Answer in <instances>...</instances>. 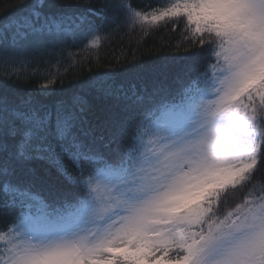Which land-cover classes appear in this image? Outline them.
Segmentation results:
<instances>
[{"label": "snow or ice", "instance_id": "snow-or-ice-1", "mask_svg": "<svg viewBox=\"0 0 264 264\" xmlns=\"http://www.w3.org/2000/svg\"><path fill=\"white\" fill-rule=\"evenodd\" d=\"M167 21L201 46L178 68L98 73L54 102L0 95V264H264V186L222 208L264 168V0H33L0 18V60Z\"/></svg>", "mask_w": 264, "mask_h": 264}, {"label": "trees", "instance_id": "trees-1", "mask_svg": "<svg viewBox=\"0 0 264 264\" xmlns=\"http://www.w3.org/2000/svg\"><path fill=\"white\" fill-rule=\"evenodd\" d=\"M167 1L123 0L133 9L142 12L163 6ZM25 2L32 3L33 0H0V18L12 13L15 6ZM52 2L80 8H98L113 0H45V3ZM100 35L102 39L99 47H92L90 39L83 36H67L60 42L48 44L22 63L6 64L0 60V95L7 94L17 100L31 95L54 102L67 98L76 90V85L98 73L123 72L139 65L153 67L167 64L169 68H178L188 63L184 58L193 57L194 53L201 50L199 44L189 43L183 24H174L172 21L161 22L148 30L139 25L129 27L108 24ZM193 63L206 67L208 62L194 57ZM53 80L55 83L50 84V89L55 90V95L41 97L42 91H48L42 85ZM148 87L151 88L150 81ZM261 186H264V168L258 165L250 182L225 193L227 203L222 208L235 206L249 192L255 195ZM34 191L43 196L49 195L40 185H36ZM10 222L11 216L0 213V229L6 228Z\"/></svg>", "mask_w": 264, "mask_h": 264}, {"label": "rangeland", "instance_id": "rangeland-1", "mask_svg": "<svg viewBox=\"0 0 264 264\" xmlns=\"http://www.w3.org/2000/svg\"><path fill=\"white\" fill-rule=\"evenodd\" d=\"M168 2H169V1H167L166 3H168ZM166 3H165V4H166ZM165 4H164V5H165Z\"/></svg>", "mask_w": 264, "mask_h": 264}]
</instances>
